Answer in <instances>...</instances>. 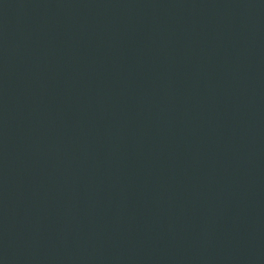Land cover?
<instances>
[{"label": "water", "instance_id": "water-1", "mask_svg": "<svg viewBox=\"0 0 264 264\" xmlns=\"http://www.w3.org/2000/svg\"><path fill=\"white\" fill-rule=\"evenodd\" d=\"M0 264H264V0H0Z\"/></svg>", "mask_w": 264, "mask_h": 264}]
</instances>
